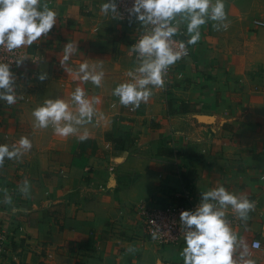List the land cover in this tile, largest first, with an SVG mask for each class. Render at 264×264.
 <instances>
[{"label":"crops","instance_id":"obj_1","mask_svg":"<svg viewBox=\"0 0 264 264\" xmlns=\"http://www.w3.org/2000/svg\"><path fill=\"white\" fill-rule=\"evenodd\" d=\"M181 2L189 55L165 87L107 0H0V34L37 56L0 71V264H210L137 222L186 195L234 216L227 264H264V0Z\"/></svg>","mask_w":264,"mask_h":264},{"label":"built area","instance_id":"obj_2","mask_svg":"<svg viewBox=\"0 0 264 264\" xmlns=\"http://www.w3.org/2000/svg\"><path fill=\"white\" fill-rule=\"evenodd\" d=\"M112 16L130 21L137 27L132 40V55L138 62V71L143 78H153L164 86L170 81L175 65L189 55V42L184 27L172 28L167 10L181 0H107ZM258 25L264 22L255 20ZM21 41L0 34V71H13L21 61L35 62ZM112 168V167H111ZM134 211L142 236L157 245L181 246L185 242H196L211 252L214 261L210 264H227L223 256L222 231L234 216L221 215L215 210L195 204L186 195L180 203L164 205L139 202ZM7 233L0 229V255L6 250ZM252 248L262 246L259 239L251 240Z\"/></svg>","mask_w":264,"mask_h":264},{"label":"trees","instance_id":"obj_3","mask_svg":"<svg viewBox=\"0 0 264 264\" xmlns=\"http://www.w3.org/2000/svg\"><path fill=\"white\" fill-rule=\"evenodd\" d=\"M117 145H120V147H123V146H124V144H123V143H120V144H117Z\"/></svg>","mask_w":264,"mask_h":264}]
</instances>
